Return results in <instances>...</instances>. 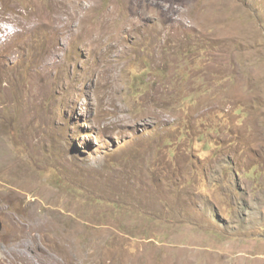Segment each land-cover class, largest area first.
<instances>
[{
  "label": "rangeland",
  "instance_id": "obj_1",
  "mask_svg": "<svg viewBox=\"0 0 264 264\" xmlns=\"http://www.w3.org/2000/svg\"><path fill=\"white\" fill-rule=\"evenodd\" d=\"M0 222V264H264V0H0Z\"/></svg>",
  "mask_w": 264,
  "mask_h": 264
},
{
  "label": "trees",
  "instance_id": "obj_2",
  "mask_svg": "<svg viewBox=\"0 0 264 264\" xmlns=\"http://www.w3.org/2000/svg\"><path fill=\"white\" fill-rule=\"evenodd\" d=\"M201 43L205 44L206 46H209L211 43L209 41H201L193 44H186L182 45L180 48L181 55L191 56L190 59H197L200 58V55H203L204 50L201 48Z\"/></svg>",
  "mask_w": 264,
  "mask_h": 264
},
{
  "label": "water",
  "instance_id": "obj_3",
  "mask_svg": "<svg viewBox=\"0 0 264 264\" xmlns=\"http://www.w3.org/2000/svg\"><path fill=\"white\" fill-rule=\"evenodd\" d=\"M1 228H2V225H1V222H0V233H1Z\"/></svg>",
  "mask_w": 264,
  "mask_h": 264
}]
</instances>
